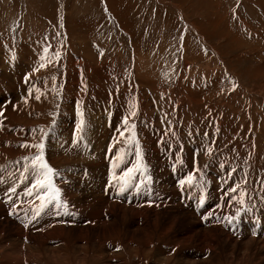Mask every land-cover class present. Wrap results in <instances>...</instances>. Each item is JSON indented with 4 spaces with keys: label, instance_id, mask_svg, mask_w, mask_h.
<instances>
[{
    "label": "rangeland",
    "instance_id": "374dc122",
    "mask_svg": "<svg viewBox=\"0 0 264 264\" xmlns=\"http://www.w3.org/2000/svg\"><path fill=\"white\" fill-rule=\"evenodd\" d=\"M190 23L195 27L197 33ZM201 38H204L205 42ZM39 48L43 50L39 52ZM33 51L38 52L39 55L44 52V58H46L42 67L36 68L35 66V68L33 67L35 70L31 71L29 69V71H25L29 74L24 76L27 78L26 84L35 82V80L40 82L44 80L45 82L38 88L43 91V100L45 99V101L39 102L38 99L31 98L29 100L33 106L32 109L29 106L30 112H32L30 117H41V122L38 121L34 125L35 131L43 135H41L39 143L37 140L34 142L33 139L31 142H23L22 145L28 144V146H24L25 148L22 146L19 149L21 153L14 155L8 151L11 153H7V156L0 161V190H9L15 184L19 186L22 184L20 190L22 189L21 191L25 193L31 180L35 179L36 181L40 178L33 171V158L42 154L43 162L49 166L50 157H55L51 150L55 149L61 153V159L49 166L54 170L51 176L58 179L59 183L62 181L61 183L66 184V186L58 184L59 195L64 194L68 187L75 194L81 195V202L76 204L79 214L68 211L72 216L70 223L61 221V219L58 224L52 222L53 217H58V215L48 218L44 216L45 224L37 223L38 217L31 219L26 217L21 220L17 216L16 218L19 222L22 221V224L14 227L12 222L9 225L6 224V221L0 223V252L4 257L7 255L11 264L23 262L24 264L30 262V264H40L41 261V264H101L104 262V264H135L136 257L133 256L139 253L138 257H140L138 245H142L144 240L138 234L135 236L131 234L133 227L130 221L134 220L133 214L127 213L124 218L118 215V219L123 220L121 224L124 226L121 229L124 230L127 238L122 230L119 233H111L109 241L103 238V233H101L108 228L113 213L118 214L121 204H129L128 207L134 205L129 203L132 201L131 195L135 193L134 195L139 196V198L134 196V199L137 197L138 204L147 206V208H150V202L159 204L161 195L169 196L172 204H163L164 207H175L177 210H181L182 215L189 212L193 215L194 212H198V207H203V210L207 204L206 201L213 195L211 187H213L214 180L210 178L209 182L203 181L200 177L203 171L212 175L217 168V162L228 161L227 163L233 166L237 163L236 166H241L239 171L243 172L239 175L230 171L232 176H234L233 174L244 176L249 173L250 169L247 166L251 159L247 161V158L243 157L240 160L243 161V164L240 161L232 164L230 161L236 158V154L232 152L233 158L226 159L225 152L229 149V147L227 148L228 137L231 134L228 128L220 130L218 135H210L208 132L210 128L204 125L202 120L204 115H207L208 106L216 104L215 109H219L217 113L228 123L226 115L230 119L234 118L230 114V112L232 113L230 107L234 104V110L239 109L242 101L243 103L249 101L250 97L248 100L245 99L247 94H256L263 88L258 87L264 82V77L259 76L257 67L260 62H264V0H0V82L2 74L5 73L4 70L7 72L14 67L20 66L22 69L23 65L34 64L33 59H30L33 56ZM19 63L20 65H16ZM75 63L77 64L75 65ZM4 65L7 67L5 66V68ZM68 71H70V77H68ZM22 72H24L23 69ZM217 80L222 86L219 85L220 88L217 86L216 93H212L209 98L202 100L206 104H202L205 110H195V113L194 107L188 106L186 103L182 104V94L186 96L190 88L193 91H197L201 86L208 88L211 83L213 84V81L215 83ZM8 85H4V87ZM10 87L14 86L10 84ZM8 91L9 89H4V93L9 96L13 90ZM171 92L175 94L170 95ZM172 95L173 97H171ZM178 95H181V98ZM66 98L69 102L72 99L75 100L73 108L71 103L67 104ZM174 98L176 100H173ZM193 101L196 100L193 98ZM217 101L218 103H216ZM37 102L40 106L44 105L45 109L38 110ZM2 103L0 95V104ZM247 105L249 104L247 103ZM120 107L123 111L121 115L117 116V109ZM197 110L199 109L197 108ZM132 113L135 115L133 116ZM173 118L180 120L178 128H173ZM65 119L72 123L71 132L54 134L57 126L64 123ZM116 119L126 121L124 129L127 125L130 128L129 134L122 138L123 144L118 147L114 146L116 142L113 137L114 133L120 130L118 127L120 121H116ZM81 120L84 121L83 126H81ZM114 122L118 127L116 132L112 129ZM233 122L235 125L240 123L239 119ZM23 125L20 124L21 127ZM104 126L106 132L103 130ZM223 126L224 124L220 128ZM14 127L11 126V128ZM215 127H218V124ZM98 129L101 131L99 132ZM254 130L255 128L251 129L252 132ZM226 131L227 136L224 135ZM68 133L72 134L69 152L72 147L75 150V153L71 155L66 149V144L69 142L67 137L70 136ZM11 134L14 135V133ZM163 135L168 138H164ZM34 136L38 135L34 134ZM160 137H163L164 141ZM220 138L222 139L221 143L218 142ZM7 141L15 144L16 138L12 137ZM33 143L34 145L42 143L44 147L43 149L31 147ZM210 145L215 149L214 153L211 152L212 156L208 152ZM253 147H255L254 149L258 148L256 144L252 143L249 148L251 150L247 151V156L256 154L253 152ZM69 157L71 158L69 159ZM192 158L195 167L188 164ZM39 163L40 161H36V164ZM174 166H177V169ZM129 169L132 171L128 176H125V172H128ZM119 171L124 174L120 175ZM227 172L226 176L231 178L229 170ZM70 173L75 178H72L73 183L68 177ZM169 174L175 175L171 181H168ZM215 175L220 178L218 171ZM189 177H191L190 182ZM178 179L177 192L182 180L185 181L187 188L190 187L187 192L188 199L183 191L178 192L175 198L171 195ZM50 184L52 185V182ZM121 186L124 188L123 191H121ZM117 187L119 188L117 189ZM147 188L151 191H155L153 188L159 190V192L152 193L151 201L143 191ZM116 189L118 190L117 194L124 198L117 196L119 199H112V195L110 197L112 190ZM92 190L99 192V195L107 196L106 194H108L107 197L115 203L111 199L99 198L98 194H91ZM12 191L14 195L0 193V200L17 199L14 186ZM87 194H90L88 200L86 199ZM255 195L258 193H252L249 196L250 199L252 200ZM52 197L49 196L40 201L41 203L46 201L45 208L50 204L49 208L56 209V205H59V201L53 200ZM142 198L146 200L143 201ZM257 201L253 203L252 200L246 210L241 209L240 213L236 215L237 218H245V213L249 211L250 207L253 208V205L259 207ZM122 205L123 209L127 208ZM15 206L16 202L13 203V208ZM214 206L218 207L219 201H216ZM0 207L4 211L3 214L6 213L5 206L0 204ZM39 207L43 208L42 205ZM27 209H31V206L26 208V212ZM78 218L82 221L77 220ZM34 220L38 224L35 227L31 223ZM13 221L15 222V220ZM179 222L180 220H178L175 231L177 234H182L181 230L177 231L182 227ZM116 223L117 227L121 226L118 222ZM88 226H90V230ZM103 226L105 228L102 229ZM128 226H131L130 230L126 229ZM245 228L247 230V225ZM151 234L163 235L159 227ZM79 235L83 238L81 237V239ZM162 237L167 238L166 235ZM78 241L80 242L78 243ZM169 243L172 242L159 246L168 249L169 245L167 244ZM16 245L19 246V250ZM257 246L258 244L255 247ZM46 247L50 250L49 253ZM195 248L194 246L182 250L179 254L173 250L172 256L162 254L158 248H153L154 250H151L148 257L145 256L146 258L140 259L141 261L138 259V264H189L180 253L195 254ZM71 249L76 250L73 252ZM97 249L98 253H96ZM261 249H264L262 245ZM77 250L79 253L76 252ZM102 250H105L106 255H103ZM217 250L219 254L216 253ZM223 250L230 252V256L234 255L233 257H236L240 252L244 253L242 245L234 247V249L222 246V250L219 247L214 252L216 254L214 255L215 262L220 261L219 256H221L220 258L225 256ZM101 253L102 256H98ZM93 256H96V259ZM99 258L101 259L99 260ZM18 260L22 262L19 263ZM254 261L257 264L264 263V261H256L255 258Z\"/></svg>",
    "mask_w": 264,
    "mask_h": 264
},
{
    "label": "bare ground",
    "instance_id": "6f19581e",
    "mask_svg": "<svg viewBox=\"0 0 264 264\" xmlns=\"http://www.w3.org/2000/svg\"><path fill=\"white\" fill-rule=\"evenodd\" d=\"M190 25L194 29V31H196L195 30V27L191 23H190ZM196 33H197V31H196ZM198 35L200 37V34H198ZM201 39H202L203 42H205V39L204 38H201ZM39 49H40L39 52L41 50H43L42 48H39ZM22 52H24V51H22ZM32 54H33V56L30 59L31 60L33 59L32 62L34 64L23 65L25 67V68L22 67V69L24 70V72H22V69L19 66L18 68L17 67L12 68L11 71L9 70V71L6 72L4 70L5 73L3 72L4 74H2L3 77H2V81L0 82V89H1V94L0 95H1V98H2V101H3V103L0 104V111H1V113H0V116H1V118H0V161L7 156V153H11L12 152V153H14V155L21 153V152H19V149L22 147V143L23 142H25V143H26V141L27 142H31L32 139H33L34 142L36 140L38 142L41 139V135H43V134L37 133V131H35L34 125L38 121L41 122V119H40L41 117L40 118H37V116L30 117L31 114H32V112H30V109H32L33 106H32V104H31V102L29 100L31 98V99H38L39 102L45 101V99L43 100V91L38 90V88H40L42 85H44L45 82H44V80H42L41 82L35 80V82H32L30 84H26L27 78L24 77V76L29 74V73L27 74L25 71H29V69L31 71L33 69V67L35 68V66H36V68L37 67L39 68L40 66L42 67V64L46 62V58H44V52L39 55L38 52L35 53L33 51ZM261 54H262V52H261ZM29 57H31V56H29ZM4 59H3V61H4ZM30 62H28V63H30ZM4 64H6V63H4ZM76 64L77 63H75V65ZM16 65H20V63L19 64H16ZM5 66L6 65H4V67ZM262 68H264V62H260L259 63V66L257 67L258 74H259L260 77H264V69H262ZM15 69L17 70V72L15 71ZM33 70H35V69H33ZM69 72L70 71H68V77H70L69 76ZM218 75H220V74H218ZM66 76H67V74H66ZM68 81H70V80H68ZM219 82L220 81H218V80L215 81V83L213 81V84L214 85L211 83L209 85V87L207 85L208 88H206L204 86L199 87L197 85L199 87L197 91H193V89H191L190 87H188L190 89L187 91L188 94L186 93V96H183V94L181 93L182 94V99H183L182 104L183 103L184 104L186 103L188 106L194 107L195 108L194 111L195 110L196 111L205 110L204 106L202 107V104H204V105H206V104L202 100L203 99H206V98H209V96L212 93H216L217 92L216 89H217V86L220 85ZM7 84H9V85L6 86V87H4V85H7ZM10 84H12V86H14V87L11 88L10 87ZM23 85H24V88H23ZM211 85H213V86H211ZM220 86H222V85H220ZM220 86H219V88H220ZM258 87H260V88L263 87V88L258 93H256V94H253V93H251L250 95L247 94L246 97H245V99L248 100L249 97H250L249 101H247V102L244 101V103L242 101V103H241L242 105L240 106L239 109L234 110V104L230 107V110L232 111V113L230 111L229 112H230V114L234 118L230 119V117L226 115V117L228 119V123H227V121H225L224 118L222 119V117L217 113V110H219V109L218 108L215 109L214 106L216 104L215 105H212V106H208L207 105L208 106V108L206 109V112H207L206 114L207 115L205 116L203 114L204 115V119L202 120V122L204 123V125H206L207 127H209L210 130L213 129V131H210V130L208 131L210 135H213V134L214 135H218L220 130H223L224 128H228V131L231 132V134L228 137V145H227V148L229 147V149L225 152L226 155H227L226 156V159H232L233 158V154L231 155V152L236 154L235 155L236 158H234L233 161L232 160L230 161L232 164H233V162L234 163L239 162L240 160H242L243 157H246L247 158V161L251 159L250 164L248 166L246 165L247 168L250 169V171H249V173L247 175L244 174V176H238V175L235 176V174H239L240 175V174L243 173V172L239 171L241 166L240 167L239 166H236L237 163L235 164V166H233V165L227 163L228 162L227 160H226L227 162H225V161L217 162V168L213 171L212 175L209 174V173H207L206 171H203L201 173V176H200L203 181L209 182L210 178H213V180H214L213 187H211V190L213 191V195L208 198V200H207L208 202L206 201L207 204L204 206V209L202 210L203 207H198V209H197L198 212H194L193 215L190 212L187 213V214H185V215H182L183 213H181V210H177L175 207H164L163 204H168V205H171L172 204V201H171L170 197L169 196H165V195H161L159 197V199H161V201L159 202V204L156 203V202H150V205H149L150 208H147V206L144 207V205H139L138 204L139 203V200H137V197L139 198V196L134 195L135 194L134 193L133 195H131L132 201H129V203H132L134 205H130L128 207L129 204L128 205L127 204L122 205L120 203L123 207H127V208L126 209H123L121 207V205H120L119 206V210H118V214L113 213V217H111V222L109 223L108 228H106L104 230V232H101V233H103V236H104L103 238H106L109 241V238H111L110 237L111 233H119L123 229V226L124 225L121 224V223H123V220L121 221L120 219H118V215H120V217H123L124 218V216H126V214L128 213L129 215L130 214H133L134 215V220H131L130 221V224H131V226L133 228L131 229V226H128L126 229L127 230H130L131 229L132 236H135L136 234H138V236L144 240L143 241L144 243L142 245H140V246L138 245V247L140 248V257H138L139 253H136V256H133L134 258L136 257V259H134L135 260V264H138L139 261H141L143 258H146L145 256L148 257V254L151 253V250L153 248H155V249L158 248L162 254H168V255L172 256L174 254V253H171V252H173V250L175 251V253H178L179 254L180 251L185 250V249H188V248H192L194 246L196 247L195 248V254H193V253H190V254L189 253H185V254L184 253H180V255H182V257H185L186 261L189 262V264L190 263H193V264H257L254 261V258L258 262L264 261V249H261V245H262V248L264 247V149H263V147H264V82H262L261 84H259ZM5 88H7V90L9 89V91L10 90H13V91H11L12 93L9 95L10 97L7 95V93H4V89ZM173 93L171 92L169 94L171 95ZM199 94L200 95H203L204 97L200 96ZM171 97H173V95ZM179 97L181 98V95ZM198 97H200V98H198ZM10 98H12V99L10 100ZM193 98L196 100L195 102L193 101ZM178 99L179 98L177 97V101H178ZM67 100H68V98H66V100H65L67 102V104L70 105V103H71V107L73 108V105L75 103V100L72 99V100H70V102L67 101ZM173 100H176V99L174 98ZM39 102H37V104ZM238 102H241V101H238ZM216 103H218V101ZM247 103L249 105H247ZM217 106H218V104H217ZM211 107H213V108H211ZM1 108H2V110H1ZM43 108H44V105L43 106H40V104L37 105V109L38 110L42 111ZM197 108L199 110H197ZM123 109H125V108H123ZM169 109H170V106H169ZM122 111L123 110L121 109V107L119 109H117V116L121 115V112ZM196 111H195V113H196ZM226 114H227V112H226ZM230 114H228V115H230ZM36 115H39V114H36ZM202 116H201V118H202ZM9 118H13V119H9ZM238 119H239L240 123L238 122L239 124L235 125V123L233 121L235 120V122H236ZM9 120H11V121H9ZM117 120L120 121L119 119H116V121ZM223 120H224V123H223ZM107 122H109V121H107ZM115 122L112 125V127H113L112 129L115 130V132H116V130H118V127L120 128L119 132L114 133V136H113L114 137V141L116 142V144L114 146L118 147V146H121L123 144L122 138H123L124 135L129 134V129L130 128H128V125H127L126 128L124 129V127L126 125L125 124L126 121H120L118 127H116L117 125H116ZM179 122H180V120L178 118H177V120H176V118H173V124H174L173 125V128H175V127L178 128L179 127ZM109 123H111V122H109ZM20 124L21 125L24 124V125L21 127ZM216 124H218V127H215ZM223 124H224V126L220 128V126L223 125ZM106 125H108V123H106ZM11 126H15V127L14 128H11ZM105 126L103 127L104 132H106L105 131L106 130L105 129ZM253 128H255V130L252 132L251 129H253ZM70 129L72 130V123L70 121H68V119H65V122L64 123H60L57 126L56 132L54 134H56V133H60L61 134L63 132H65L63 134H66L67 132L70 131ZM122 129H124V130L122 131ZM204 130H206V129L204 128ZM98 131L100 132L101 129L100 130L98 129ZM124 131H125V133H123ZM11 133H14V135H12ZM173 133H175V132H173ZM34 134H36L38 136L36 137V136H34ZM106 134L108 135V133H106ZM167 134H166V136H167ZM68 135H70V136L67 137V139H69V142H68V144H66V149L68 150L69 155H71V154H74L75 153V150H73V147H72L71 150H70V152H69V148L71 147L69 145L72 144V134H69L68 133ZM158 135H159V133H158ZM224 135L227 136V131L224 133ZM109 136H110V134H109ZM221 136L223 137V135H221ZM12 137H15L16 138V143H15L16 146L15 147H14L15 144H13V142L12 143H9L7 141V140L11 139ZM35 137H36V139H35ZM100 138H101V136H100ZM161 138H163V137H160V139ZM164 138H166V137L164 136ZM164 138H163V141H164ZM20 140H22V141H20ZM54 140H56V138H54ZM57 141H59V140H57ZM62 141H64V140H62ZM221 141H222V139L220 138V140L218 142L221 143ZM36 143H35V145H36ZM252 143L253 144H256L258 146V148L256 147V149H254L255 147H253V149H254L253 152L256 153V154H254V155L252 154V156H247V151H248L249 148H251V144ZM32 145H34V143ZM114 149H115V147H114ZM214 150H215L214 147L210 145L209 146V150H208L209 154L211 155V152L214 153ZM249 150H251V149H249ZM8 151H11V152H8ZM26 151L27 150H25V152ZM204 151H205V149H204ZM51 152H54L55 157H50V160H49L50 164L48 163L49 166H51L52 164L57 163L58 160L60 161V159H61V157H60L61 156V153H59L57 150L54 149V150H51ZM206 153H207V151H206ZM70 158L71 157H69V159ZM217 161H218V158H217ZM176 164H178V163H176ZM188 164L192 165V167H195L194 159L192 158L191 161ZM105 166L106 165L104 163V167ZM134 168H135V166H134ZM174 168L177 169V166H174ZM229 168H231V169H229ZM227 170H229V174L231 175V178H229V177L226 176V174H228ZM217 171L219 172L220 178L215 175V173ZM230 171L231 172H235V174H233L234 176H232V173H230ZM119 172H120L119 173L120 175H123L124 174V172L123 173L121 171H119ZM117 174H118V171H117ZM171 175L172 174H169L168 181H171L174 178V176H175V175H172V176ZM68 177L71 178V180H72L71 183H73V179H72V178H74L73 174L70 173L68 175ZM48 179H49L50 182H52V185H51L52 190H51V188L48 189V196L47 197H49V196H56L57 195L56 190H57V187H59L58 184H60L62 181L59 183L58 179H56V178L54 179L53 175L52 176L50 175ZM33 181L36 182L35 179H32L30 185H28V188H27L28 190H26L25 193H24V191H21L22 189L20 190V186L22 187V184L20 186L17 185V184L13 185L15 187V189H16L15 195L17 196L16 197L17 199H8V200L1 199L0 200L1 206L4 205L5 206L4 210L6 211V213L3 214L4 211L0 207V223H3V222L6 221V224L9 225L10 222H12L13 226L15 227V225L22 224L21 223L22 221L19 222L17 218H19V219L22 220V219H24L26 217H28V219L29 218L31 219V218H34V217H38V220H37L38 222L37 223H39V224H42V223L45 224V220L46 219L44 220V216L46 218H48V217L53 216V215H56V216L58 215V217H53L54 220L52 222H54L55 224L60 223L59 219H61V221H68V223H70L69 221L72 219V216H70L71 214L68 213V211H74L76 213L78 212V214H79L78 208L76 206L77 203L81 202V199H80V196L81 195L79 193L75 194L72 189H69L68 187H66V189L64 191V194L61 193V195H59V193H58L59 205L58 204L56 205V209H52L53 207L52 208H49L50 204L47 205L48 207L45 208L44 207L45 206L44 203L46 201H44L43 203H41L40 201L43 200V199H39L38 198V194L40 196H43L44 193L41 190H37L38 188H33V185L35 184ZM178 182H179V179L176 180V182H175V188L171 192V195L175 198V196L178 195V192L183 191L184 193H186V196L185 197H187V199H188L189 196H188V193L187 192L189 191L190 187L187 188L186 187V184H185V181H184L183 184H181V183L179 184L180 187H179L178 192H177L176 186H177ZM62 184L63 183H61L60 185H62ZM68 184L70 185V183H67V185ZM112 185H114V184H112ZM62 186H66V184H63ZM115 186H116V184H115ZM118 186H120V185H118ZM187 186H189V185H187ZM12 187L9 190H2L1 189L0 190V193L3 192V194H5V195H9L11 193V195H14V192L12 191ZM118 188L119 187H117V189ZM29 189L32 190L31 195L28 194L29 193ZM117 189L115 191L112 190V194H110V197L112 195V197H113L112 199H119V197L124 198V196H122V195L120 196L119 194H117V191H118ZM153 189L155 191H151V189H149V188L143 190L144 191V194L146 193L145 195H147V198L149 199V201H151V195H152L153 192H159V190L158 191L156 190L157 188L156 189L153 188ZM233 189H235V191ZM78 192H79V190H78ZM135 192H136V190H135ZM252 193H258V195H255V196L252 197V200L254 201L253 203H255L257 201V199H258L257 202H259L258 203L259 204V207H255L256 205H253V208L250 207L249 211L247 213H245L246 214L245 215V218H239L238 219L237 218L238 216H236V215L240 213V210L241 209L246 210L247 206L249 204H251L252 200L250 199L249 196ZM91 194H94V195L98 194V196H100L99 198L111 199V198L107 197L108 194H106L107 196L99 195L100 193L97 192V191H95V190H92ZM141 194L144 195L142 192H141ZM114 195H116V196H114ZM117 196H119V197H117ZM134 196H137L136 199H134ZM89 197H90V194H87L86 195V199L88 200ZM112 199H111V201H112ZM145 200L146 199H143V201H145ZM216 201H219V206L218 207H215L214 206V203ZM241 201H243V203H241ZM14 202H16V206L13 208V203ZM39 202L41 203L40 205L38 204ZM112 202H114V201H112ZM36 204H38V206H36ZM80 204H78V206H80ZM41 205L43 206V208H40L39 207ZM29 206H31V209H27L28 211L26 212V208L29 207ZM62 214H63V216L60 217V215H62ZM84 214L86 216V213H84ZM241 215H244V214L241 213ZM14 216H15V218H14ZM16 216H17V218H16ZM199 216H200V218H199ZM13 220H15V222ZM77 220L82 221L80 218H78ZM178 220H180L182 227H181V229H178L177 231L181 230L180 233H182V234H177L176 231H175V228L177 227L176 225L178 223ZM116 222H118L121 226L120 227H117L116 226V224H117ZM31 223L34 224L33 225L34 227H35V225H38L37 223H35V220L32 221ZM55 224H53V225H55ZM94 224H95V222H94ZM101 225H103V224H101ZM245 225H247V230L245 228ZM65 226H67V225H65ZM157 227H159V229L161 228L162 234L163 235H166L167 238L164 239L162 237L163 235L161 236L160 234H156V235L151 234V233L155 232V230H156ZM70 228H72V227H70ZM101 228L103 229L105 227L103 226ZM36 229H39V228H36ZM88 229L90 230V226H88ZM63 230H64V228H63ZM67 230H68V228H67ZM64 231H66V230H64ZM122 231H123V234L125 235V238H127L126 237V234L124 233V230H122ZM76 233H74V234H76ZM71 234H73V233H71ZM80 235H82V234H80ZM128 236H129V233H128ZM54 237H56V236H54ZM81 237L83 238V236H80V238ZM139 237H137V238H138L139 241H141V239ZM69 239H71L70 236H69ZM81 239H80V241H81ZM84 239H85V237H84ZM130 239H131V237H130ZM130 239H129V241H131ZM80 241H78V243ZM82 241H84V240H82ZM85 241H87V240H85ZM101 241H103V240L101 239ZM56 242H58V241H56ZM112 242H114V241H112ZM168 242H172V243L167 244V245H169V248L168 249L165 248V247L162 248V247L159 246L160 244L162 245V244H165V243H168ZM75 243H77V242H75ZM75 243H74V245H75ZM240 244L243 246L244 253H241L240 252L237 255L235 254L236 257H233L234 255L233 256H230L231 255L230 252H225V250H223L225 256H223L222 258H220L221 256H219V260L220 261H217V262L214 261V255H216V254H214V252H215V250L217 248L221 247V250H222V246H227V247H232L234 249V247L241 246ZM257 244H258V246L255 247ZM113 245H115V244H113ZM192 245H194V246H192ZM47 246L49 247V245H47ZM16 247H17V245H16ZM18 247H17V249H18ZM55 247H57V246H55ZM23 248H24V246H23ZM51 248H52V246H51ZM119 248H120V246H119ZM128 248H129V246H128ZM147 248L149 249L148 251H147ZM49 249H50V247H49ZM49 249L47 248V250H48L47 252L48 253L50 251ZM53 249H55V248H53ZM91 249H92V247H91ZM75 250L76 249H74V251ZM43 251H44V248H43ZM80 251H81V249H80ZM102 251H103V255H104L105 254V252H104L105 250H102ZM120 251H121V249H120ZM130 251L132 252V250H130ZM146 251H147V253H146ZM47 252H45V253H47ZM76 252H78V250ZM118 252H119V250H118ZM160 252H158V253H160ZM53 253H55V252H53ZM57 253H59V252H57ZM96 253H98V249H97V252ZM216 253L219 254V251L217 250ZM109 255H110V253H109ZM130 255L132 256V254H130ZM96 256H97V254H96ZM96 256H93V258L95 257V259H96ZM98 256H102V253H101V255L98 254ZM193 256H196V257L193 258ZM25 257L27 258V256H25ZM51 257H52V255H51ZM112 257H114V256H112ZM116 257H118V256H116ZM26 258H25V262H26ZM173 258H175V257H173ZM54 259H55V257H54ZM54 259L52 260V263H53ZM100 259L101 258H99V260ZM138 259H139V261H138ZM28 260H29V258H28ZM121 260H122V258H121ZM98 261H96V262H98ZM160 261H161V259H160ZM21 262L19 261V263H21ZM41 263H42V261L40 262V264ZM43 263H44V261H43ZM104 263H101V264H104ZM175 263H177V262H175ZM0 264H11V262H9V259H8L7 255L4 257V255L1 252H0ZM21 264H24V262L21 263Z\"/></svg>",
    "mask_w": 264,
    "mask_h": 264
},
{
    "label": "snow or ice",
    "instance_id": "6c2138e0",
    "mask_svg": "<svg viewBox=\"0 0 264 264\" xmlns=\"http://www.w3.org/2000/svg\"><path fill=\"white\" fill-rule=\"evenodd\" d=\"M132 115L134 116L135 113H132ZM83 124H84V121L81 120V126H83ZM22 146H28V145H22ZM32 147H38V148L43 149L44 145L41 143L39 145H33ZM36 161H40V163L36 164ZM33 165H34L33 171L37 174L38 177H40L36 180V183L33 185V188L40 189L44 193V195L40 196L38 194V198L44 199L48 196V189L51 188L50 181L47 179V177L50 176L54 170L51 167H49L46 163L43 162L42 154L33 158ZM131 171H132V169H129L128 172H125L124 175L128 176ZM190 181H191V177H189V182ZM180 183L183 184L184 181L182 180V181H180ZM123 190H124V188H123V186H121V191H123ZM233 190L235 191V189H233ZM56 192H57V195L52 197L53 200H58L59 190L57 189ZM31 193H32V190L29 189L28 194L31 195ZM241 203H243V201H241Z\"/></svg>",
    "mask_w": 264,
    "mask_h": 264
}]
</instances>
